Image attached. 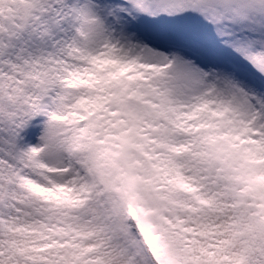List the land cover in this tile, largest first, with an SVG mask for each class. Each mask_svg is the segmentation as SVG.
Returning <instances> with one entry per match:
<instances>
[{"label":"snow or ice","instance_id":"obj_1","mask_svg":"<svg viewBox=\"0 0 264 264\" xmlns=\"http://www.w3.org/2000/svg\"><path fill=\"white\" fill-rule=\"evenodd\" d=\"M0 264H264V0H0Z\"/></svg>","mask_w":264,"mask_h":264}]
</instances>
